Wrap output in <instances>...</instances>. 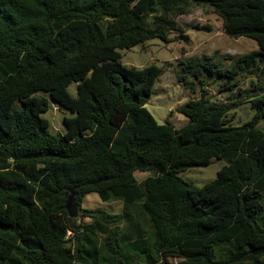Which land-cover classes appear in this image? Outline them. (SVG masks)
Here are the masks:
<instances>
[{
  "label": "trees",
  "instance_id": "16d2710c",
  "mask_svg": "<svg viewBox=\"0 0 264 264\" xmlns=\"http://www.w3.org/2000/svg\"><path fill=\"white\" fill-rule=\"evenodd\" d=\"M195 5L259 49L186 68L210 67L233 92L239 77L264 76V0H0V264H264L263 88L215 102L203 83L177 128L147 107L162 68L121 60V49L171 32L189 40L177 17ZM38 91L74 113L66 133L49 131ZM245 102L254 115L234 125ZM215 157L227 164L203 186L180 176ZM136 171L155 174L140 182ZM71 189L81 221L66 208ZM91 192L125 209L82 208Z\"/></svg>",
  "mask_w": 264,
  "mask_h": 264
},
{
  "label": "rangeland",
  "instance_id": "374dc122",
  "mask_svg": "<svg viewBox=\"0 0 264 264\" xmlns=\"http://www.w3.org/2000/svg\"><path fill=\"white\" fill-rule=\"evenodd\" d=\"M178 22L189 34L190 39H176V33L171 32L169 41L154 38L139 43L129 49H121L122 62L126 65L144 67L157 64L162 68V74L154 86V92L147 102L148 109L160 123L169 119L175 127L179 128L188 122V117L179 112L178 108L190 99H198L202 96V85L205 83L207 97L211 101L224 102L237 98L240 90L262 87L264 90V76L247 75L238 78L239 86L236 92L222 89L225 80L210 67H203L201 73H196L186 68L188 59L212 58L223 66H230L234 59L240 55L259 49L256 40L241 36L232 37L225 33L223 20L220 15L208 5L192 6L190 10L177 17ZM252 81L256 82L254 85ZM68 91L74 97L78 96V84L73 82ZM38 96H46L50 102V108L42 113V117L49 121V131L53 134L66 133L65 117L74 115L70 110L60 107L47 91H38ZM251 95V94H250ZM249 98V97H248ZM243 99V98H241ZM16 107H22L20 101H16ZM254 109L250 102L242 103L232 110L228 118L234 125H240L252 118ZM264 129V121L259 124ZM227 164L225 159L213 158L208 166H196L188 168L180 173L185 180L197 186L216 178L218 171ZM138 181L154 175L152 171H136ZM264 201V198H263ZM82 208L103 209L118 213L125 209V203L121 199L104 201L97 192L88 193L83 197ZM132 212L141 213L136 206L131 207ZM81 209L79 207V220ZM92 219L84 217L87 223ZM177 264L178 259H172Z\"/></svg>",
  "mask_w": 264,
  "mask_h": 264
},
{
  "label": "water",
  "instance_id": "95a60500",
  "mask_svg": "<svg viewBox=\"0 0 264 264\" xmlns=\"http://www.w3.org/2000/svg\"><path fill=\"white\" fill-rule=\"evenodd\" d=\"M66 208L70 217H77L79 214V202L77 201V194L74 189H71L69 199L66 203Z\"/></svg>",
  "mask_w": 264,
  "mask_h": 264
},
{
  "label": "built area",
  "instance_id": "2783aa9c",
  "mask_svg": "<svg viewBox=\"0 0 264 264\" xmlns=\"http://www.w3.org/2000/svg\"><path fill=\"white\" fill-rule=\"evenodd\" d=\"M71 233H72V232H71V231H69V232H68V236H70V235H71Z\"/></svg>",
  "mask_w": 264,
  "mask_h": 264
}]
</instances>
